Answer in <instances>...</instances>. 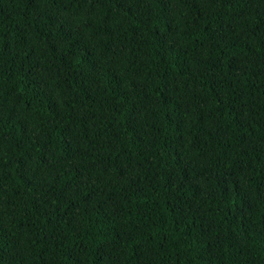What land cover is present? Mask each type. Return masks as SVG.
<instances>
[{
    "label": "trees",
    "instance_id": "trees-1",
    "mask_svg": "<svg viewBox=\"0 0 264 264\" xmlns=\"http://www.w3.org/2000/svg\"><path fill=\"white\" fill-rule=\"evenodd\" d=\"M0 264H264V0H0Z\"/></svg>",
    "mask_w": 264,
    "mask_h": 264
}]
</instances>
